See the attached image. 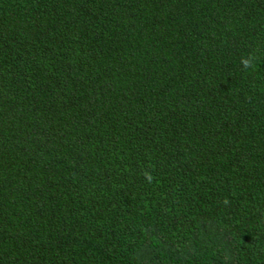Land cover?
Returning <instances> with one entry per match:
<instances>
[{
	"label": "trees",
	"instance_id": "obj_1",
	"mask_svg": "<svg viewBox=\"0 0 264 264\" xmlns=\"http://www.w3.org/2000/svg\"><path fill=\"white\" fill-rule=\"evenodd\" d=\"M0 264H264V0H0Z\"/></svg>",
	"mask_w": 264,
	"mask_h": 264
},
{
	"label": "clouds",
	"instance_id": "obj_2",
	"mask_svg": "<svg viewBox=\"0 0 264 264\" xmlns=\"http://www.w3.org/2000/svg\"><path fill=\"white\" fill-rule=\"evenodd\" d=\"M250 64H251V61H250L249 59H245V60H244V67H245V68L249 67ZM149 179H151L150 176H149Z\"/></svg>",
	"mask_w": 264,
	"mask_h": 264
}]
</instances>
